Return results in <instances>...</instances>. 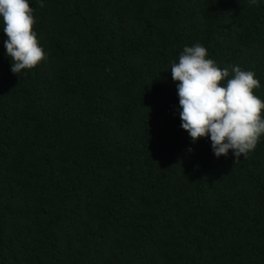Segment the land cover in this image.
I'll return each mask as SVG.
<instances>
[{"label": "trees", "instance_id": "obj_1", "mask_svg": "<svg viewBox=\"0 0 264 264\" xmlns=\"http://www.w3.org/2000/svg\"><path fill=\"white\" fill-rule=\"evenodd\" d=\"M29 3L35 68L0 20V264H264V135L193 142L170 69L200 43L264 100V0Z\"/></svg>", "mask_w": 264, "mask_h": 264}, {"label": "clouds", "instance_id": "obj_2", "mask_svg": "<svg viewBox=\"0 0 264 264\" xmlns=\"http://www.w3.org/2000/svg\"><path fill=\"white\" fill-rule=\"evenodd\" d=\"M248 2L259 6V0ZM37 4L44 7L43 0ZM33 13L29 0H0L5 54L17 75L47 60L34 31ZM170 69L172 80L178 82L181 127L192 141L210 136L215 156L232 150L235 160L247 158L264 135V100L254 94L260 87L255 73L239 65L219 67L200 43L185 46Z\"/></svg>", "mask_w": 264, "mask_h": 264}]
</instances>
